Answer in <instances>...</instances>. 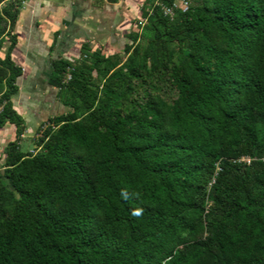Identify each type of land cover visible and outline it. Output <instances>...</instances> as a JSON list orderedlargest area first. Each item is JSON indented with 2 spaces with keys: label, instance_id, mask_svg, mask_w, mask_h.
<instances>
[{
  "label": "trees",
  "instance_id": "1",
  "mask_svg": "<svg viewBox=\"0 0 264 264\" xmlns=\"http://www.w3.org/2000/svg\"><path fill=\"white\" fill-rule=\"evenodd\" d=\"M115 2L117 0H109ZM170 4L171 0H159ZM12 26L13 0L2 8ZM116 64L52 63L69 107L24 152L0 58V264H264V0L154 5ZM2 28L0 26V35Z\"/></svg>",
  "mask_w": 264,
  "mask_h": 264
},
{
  "label": "crops",
  "instance_id": "2",
  "mask_svg": "<svg viewBox=\"0 0 264 264\" xmlns=\"http://www.w3.org/2000/svg\"><path fill=\"white\" fill-rule=\"evenodd\" d=\"M129 5L127 0H36L24 8L15 25L12 51L22 73L11 101L30 126L35 118L43 123L67 111L56 106V89L49 85L53 61L67 59L79 43L93 48H104L108 41L117 44L124 37L117 18ZM14 130L11 123L0 128V145L10 141Z\"/></svg>",
  "mask_w": 264,
  "mask_h": 264
},
{
  "label": "rangeland",
  "instance_id": "3",
  "mask_svg": "<svg viewBox=\"0 0 264 264\" xmlns=\"http://www.w3.org/2000/svg\"><path fill=\"white\" fill-rule=\"evenodd\" d=\"M10 1L11 0H0V26L2 28V33L0 35V58L4 57V54L11 39L15 37L17 40V36L15 34V25L20 17L21 12H23L24 8L27 5L31 4V2H35L36 0H13V3L15 4V8H17L18 14L15 23L12 26L7 21L2 11V8L4 6H7V4H9ZM127 2L130 5L127 8H124L125 12H123L122 17L117 18L119 30L124 32V37L118 39L119 41L117 44L112 45V43L108 41L109 47L106 46L104 48L103 47L99 48L97 46L93 48V46L90 47L88 43H83V44L79 43L77 47L74 48L73 53L69 57H67V59H65L70 64L65 74V78H64L65 82L70 79L71 77L70 71L72 70L73 67H83L85 69L84 67L85 64H91L93 61L94 53H99L103 57H108L116 64L124 63L126 59V54L123 51V46L125 43L131 42L127 38V36L130 33H134V32L136 34L140 33L141 28L145 24L144 22H146L145 15L151 12L152 7L157 2H159V0H127ZM112 40H114V38ZM16 65L19 66L18 64ZM85 70H87L91 76L89 79L90 81L88 82V87L97 91V93L100 94L102 83L96 71L94 69H90V70L85 69ZM55 92H56L55 98L57 101L56 106L58 108L61 107L65 110H68L69 107L64 101V96L59 93V90H56ZM16 112L18 113L21 111L17 110ZM19 115L22 117V124L20 126V131H19L20 133L18 135L19 146L21 150L24 152L35 153L39 149V147L37 146V138L39 137L41 131L51 123L48 121V119L43 120V123H39V119L35 118L34 119L35 124L30 126V124L26 122V118L24 117V115L21 114ZM14 128L15 130L11 136L10 141L16 139V134H15L16 127L14 126ZM4 131L6 132V129ZM6 144L0 145V169L2 164L1 158H4Z\"/></svg>",
  "mask_w": 264,
  "mask_h": 264
},
{
  "label": "built area",
  "instance_id": "4",
  "mask_svg": "<svg viewBox=\"0 0 264 264\" xmlns=\"http://www.w3.org/2000/svg\"><path fill=\"white\" fill-rule=\"evenodd\" d=\"M155 5H159L161 7L163 15L172 18L178 11H187L190 5V0H171L170 4H163L159 1ZM1 110L2 105L0 104V111Z\"/></svg>",
  "mask_w": 264,
  "mask_h": 264
}]
</instances>
